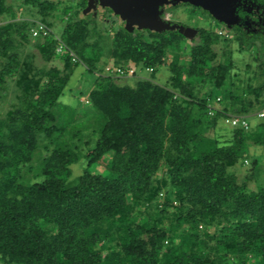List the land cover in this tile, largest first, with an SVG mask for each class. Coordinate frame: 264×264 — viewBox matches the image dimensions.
<instances>
[{"label": "trees", "instance_id": "obj_1", "mask_svg": "<svg viewBox=\"0 0 264 264\" xmlns=\"http://www.w3.org/2000/svg\"><path fill=\"white\" fill-rule=\"evenodd\" d=\"M6 1L0 97L11 81L15 103L0 117V264H264L260 160L247 150L264 148V30L134 33L64 6L57 36L48 20L59 3L27 0L50 29L33 37L36 23L15 21ZM31 38L48 69L20 57ZM232 43L256 50L245 79ZM78 66L93 87L84 107L67 109L59 98ZM107 66L133 69L135 82ZM229 115L248 128L223 127ZM247 159L256 178L237 174Z\"/></svg>", "mask_w": 264, "mask_h": 264}, {"label": "flooded vegetation", "instance_id": "obj_2", "mask_svg": "<svg viewBox=\"0 0 264 264\" xmlns=\"http://www.w3.org/2000/svg\"><path fill=\"white\" fill-rule=\"evenodd\" d=\"M66 1L72 2V5L68 6L77 10L78 18L85 19L91 26L98 24L103 27L114 26L115 29L122 28L134 33L148 31L140 28L139 23L150 24L143 16L151 18L152 12L163 24L176 27L175 30L184 28L194 31L217 26L222 30L241 27L246 33H262L264 30V0H196L216 10L219 16L226 20L225 22L217 20L201 5L185 0H118L125 11V19L112 9L103 7L100 0H93L92 6L88 5V0H59L58 3L65 5ZM190 18H195L198 23L194 26L188 24L186 20ZM166 31L171 30L164 32Z\"/></svg>", "mask_w": 264, "mask_h": 264}, {"label": "rangeland", "instance_id": "obj_3", "mask_svg": "<svg viewBox=\"0 0 264 264\" xmlns=\"http://www.w3.org/2000/svg\"><path fill=\"white\" fill-rule=\"evenodd\" d=\"M27 0H7L6 5H8L13 14L16 16L15 21H20V20H30L33 22H41L39 16L36 13V10L31 7L27 8L24 6V3ZM30 2L36 1V0H28ZM53 2H56L58 4L59 0H52ZM64 1V0H62ZM65 5H72V2L66 1L64 3ZM63 4H58V14L54 16L53 19L48 20L52 22V27L50 28L52 32H54L57 36L61 33L63 26H64V20L63 16L61 17L60 12L65 6ZM65 18V17H64ZM188 20V21H187ZM186 22L188 24H194L198 23V20H195V18H190L187 19ZM10 20L6 19V17H1L0 18V25H4ZM42 23V22H41ZM97 24V23H96ZM217 26V25H216ZM99 28H103V26H100L99 24L97 25ZM218 27V26H217ZM215 27L214 29H218ZM101 31V30H99ZM146 35V34H144ZM192 35V34H190ZM34 40L31 38L29 43H24L20 48V57L22 59L26 57H32V61L34 65L37 68H44L48 69L52 63H46L41 59V56L37 49L34 47ZM186 44L189 46V41L186 42ZM259 44V43H258ZM233 51V58L236 64V72L239 73V77L245 79L246 77V69L248 64L253 63V57L255 56L256 50L252 49H246L245 51L239 52L238 51V46L235 43H232L229 47ZM214 49H218V47H215ZM183 61V59H182ZM105 59L102 61L101 66L104 65ZM55 65L61 68V63L55 62ZM252 67L255 65H251ZM103 67V66H102ZM255 68V67H253ZM148 77V75H147ZM169 77V72L166 68H161L156 76L155 79L159 84L165 83L166 79ZM121 83L129 84L132 85L135 82L134 77L130 78H120L118 79ZM93 81H94V76L85 73L83 70L82 66H78L73 70V74L69 79L68 85L63 93V95L59 98V102L66 107L67 109H72L75 107H78L77 109H81L84 107V102L86 99L87 92L93 87ZM255 84L259 83V80L254 82ZM15 87L14 84L9 81V88L8 92L4 94V97H0V117H3L5 115V112L9 107L15 103ZM257 118L255 115L250 116V123L256 124L257 123ZM225 123V122H224ZM226 129H230L229 126L225 123L223 125ZM220 134H223L224 131H220ZM248 154L256 159H259V173L257 176L258 182L262 185V188H264V148L259 147V146H249L248 147ZM237 174L239 175L240 178H244L247 176H250V174H254L256 178V174L251 173V164H250V159H247L245 165L243 167H236ZM254 182H249V185L251 188H254ZM259 185V186H261Z\"/></svg>", "mask_w": 264, "mask_h": 264}, {"label": "water", "instance_id": "obj_4", "mask_svg": "<svg viewBox=\"0 0 264 264\" xmlns=\"http://www.w3.org/2000/svg\"><path fill=\"white\" fill-rule=\"evenodd\" d=\"M101 1V5L103 7H108L110 9H112L115 13L119 14L123 19H125V11H123L124 9L121 6V3L118 0H100ZM188 2H191L193 4L196 5H201L203 8H205L206 10H208L211 15L213 17H215L217 20L221 21V22H225L226 20H224L223 17L219 16V14L217 13L216 10H213L212 8H210L209 6H206L205 4H200L198 1L196 0H185ZM93 0H88V5L92 6ZM127 6V5H125ZM128 8V6H127ZM155 9V8H154ZM127 11V10H126ZM151 18H149L150 16H143L145 19H148V21L150 22V24H146V23H139L140 28H145L150 32H156V33H161L164 32L165 30H175L176 27H172V26H168L166 24H163L162 22H160L156 16L155 13L152 12ZM177 30L179 32H181L182 34H184L187 38L190 37V34H188L189 32H193L191 30H186L184 28H177Z\"/></svg>", "mask_w": 264, "mask_h": 264}, {"label": "built area", "instance_id": "obj_5", "mask_svg": "<svg viewBox=\"0 0 264 264\" xmlns=\"http://www.w3.org/2000/svg\"><path fill=\"white\" fill-rule=\"evenodd\" d=\"M31 33H32L33 37H37V36L44 37L50 33V29L47 28V26H45L43 23L36 22L35 27L31 30ZM218 34H222V31H219ZM63 49H64V45L62 43H60V45L57 48V52L59 53V52L63 51ZM69 56L71 57V60L73 62L78 61L77 56L72 51H69ZM148 71L150 72L151 69H148ZM103 73L104 74L113 73V76L118 77V78L119 77H131L134 74V70L130 69L127 71V73H125V71L121 68L111 69V67L107 66L104 68ZM217 100H219V99H217ZM256 116L258 118L264 119V109L261 110L260 112H258L256 114ZM224 122L231 127L241 125V126L245 127L246 129L248 128V125H249L248 124V118L245 116L229 115V117L227 119H225Z\"/></svg>", "mask_w": 264, "mask_h": 264}, {"label": "clouds", "instance_id": "obj_6", "mask_svg": "<svg viewBox=\"0 0 264 264\" xmlns=\"http://www.w3.org/2000/svg\"><path fill=\"white\" fill-rule=\"evenodd\" d=\"M35 23H36V22H35ZM212 29H213V31H215V32H219V31H222V32H223V30H222V29H219V28H218V29H214V28H212ZM262 110H263V109H262ZM260 111H261V110H260ZM260 111H259V112H260ZM257 113H258V112H257ZM257 113H256V114H257ZM247 118H248V117H247Z\"/></svg>", "mask_w": 264, "mask_h": 264}]
</instances>
